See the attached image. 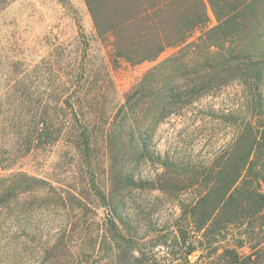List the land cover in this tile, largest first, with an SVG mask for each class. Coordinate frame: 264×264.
Masks as SVG:
<instances>
[{
	"label": "trees",
	"instance_id": "16d2710c",
	"mask_svg": "<svg viewBox=\"0 0 264 264\" xmlns=\"http://www.w3.org/2000/svg\"><path fill=\"white\" fill-rule=\"evenodd\" d=\"M83 1L94 38L73 13V50H0V236L38 243V264H264V0ZM170 48L115 104L112 70ZM232 87L236 100L219 101ZM190 110L234 130L209 163L159 149L162 127ZM62 143L58 163H75L78 182L24 169ZM151 191L194 200L160 226L151 208L130 212ZM34 209L58 218L50 239L28 226Z\"/></svg>",
	"mask_w": 264,
	"mask_h": 264
},
{
	"label": "rangeland",
	"instance_id": "374dc122",
	"mask_svg": "<svg viewBox=\"0 0 264 264\" xmlns=\"http://www.w3.org/2000/svg\"><path fill=\"white\" fill-rule=\"evenodd\" d=\"M73 13L78 16L86 35L94 38V24L83 0H17L0 14V50L4 51L7 47L11 54L29 55V59L37 54L41 58L48 56L55 44L59 43H64L69 50H73L79 44L78 26L72 18ZM210 17V25L214 26L216 20L212 13ZM101 49L102 45L92 40L91 54L98 55ZM175 51L172 48L166 49L157 60L139 65L121 62L112 70L117 92L114 103L121 105L125 95L140 81L144 73ZM2 83L3 78L0 73V84ZM2 88L0 86V93ZM239 94V87H232L222 95L219 101L231 103ZM233 134L234 130L229 125L212 122L207 118L202 120V114L199 111L190 110L186 116L175 117L162 127L159 134V149L163 154L169 151L168 153L180 162L209 163L231 141ZM66 140L70 142L69 139ZM66 144L62 143L54 148L47 156V160L42 157L24 160V169L32 174L41 173L49 178L62 180L64 185L78 182L75 163L73 164L70 159H67L65 164L58 163V156L66 151ZM145 171L153 175L161 169L149 167ZM62 188L63 191L66 189L64 186ZM134 195H139L137 200L141 206H131L132 215L137 216L142 208H151L160 226H166L175 221L181 215L182 203L194 200L193 193H187L179 200H169L167 194L160 191ZM29 215L28 226L38 228L35 232L43 237L42 241L50 239L58 227V218L55 214L52 211L34 209ZM37 246H39L38 243H31L26 238L13 241L1 235L0 264H38L40 251Z\"/></svg>",
	"mask_w": 264,
	"mask_h": 264
}]
</instances>
